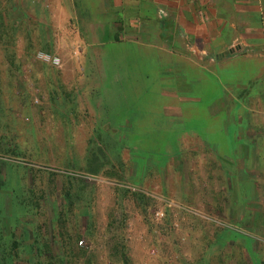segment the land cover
<instances>
[{"label":"rangeland","instance_id":"1","mask_svg":"<svg viewBox=\"0 0 264 264\" xmlns=\"http://www.w3.org/2000/svg\"><path fill=\"white\" fill-rule=\"evenodd\" d=\"M64 9L0 0V264H264V59L117 45L102 100Z\"/></svg>","mask_w":264,"mask_h":264},{"label":"crops","instance_id":"2","mask_svg":"<svg viewBox=\"0 0 264 264\" xmlns=\"http://www.w3.org/2000/svg\"><path fill=\"white\" fill-rule=\"evenodd\" d=\"M56 2L64 3V24L70 26L65 42L74 53L80 50L79 55L70 56L71 62L76 55L85 64L80 72L74 66L71 70L64 68V74L73 78L81 75V78H72L70 84L98 82L100 90H96L102 91V100L109 97V85L114 83L113 76L117 74L110 66L112 50L117 45L152 47L161 43L165 57L190 60L217 61L226 56L246 60L248 52L258 53L255 57L264 59V0ZM62 39L63 36L55 37L54 42Z\"/></svg>","mask_w":264,"mask_h":264},{"label":"built area","instance_id":"3","mask_svg":"<svg viewBox=\"0 0 264 264\" xmlns=\"http://www.w3.org/2000/svg\"><path fill=\"white\" fill-rule=\"evenodd\" d=\"M37 58L45 63H50L54 67H58L60 64V60L57 57L50 56L49 54L45 53H38ZM161 213H156V216H161Z\"/></svg>","mask_w":264,"mask_h":264},{"label":"trees","instance_id":"4","mask_svg":"<svg viewBox=\"0 0 264 264\" xmlns=\"http://www.w3.org/2000/svg\"><path fill=\"white\" fill-rule=\"evenodd\" d=\"M89 173H90V174H93V173H95V172H93V171L91 172V171H90ZM2 185H3V181H2L1 178H0V188H1ZM257 225H258V227L256 228V230H257V232H258V231H259V225H260V224H257Z\"/></svg>","mask_w":264,"mask_h":264}]
</instances>
